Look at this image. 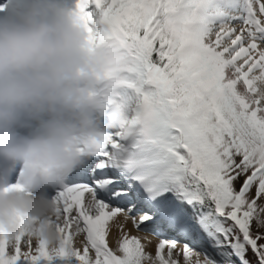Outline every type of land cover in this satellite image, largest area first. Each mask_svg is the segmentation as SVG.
I'll use <instances>...</instances> for the list:
<instances>
[{"label": "snow or ice", "instance_id": "obj_1", "mask_svg": "<svg viewBox=\"0 0 264 264\" xmlns=\"http://www.w3.org/2000/svg\"><path fill=\"white\" fill-rule=\"evenodd\" d=\"M77 9L110 58L99 94L121 119L55 188L61 245L0 236V264H264V0ZM118 217L145 242L121 223L110 246Z\"/></svg>", "mask_w": 264, "mask_h": 264}, {"label": "clouds", "instance_id": "obj_2", "mask_svg": "<svg viewBox=\"0 0 264 264\" xmlns=\"http://www.w3.org/2000/svg\"><path fill=\"white\" fill-rule=\"evenodd\" d=\"M110 58L62 0L0 5V236L21 233L55 249V188L121 119L106 104Z\"/></svg>", "mask_w": 264, "mask_h": 264}, {"label": "bare ground", "instance_id": "obj_3", "mask_svg": "<svg viewBox=\"0 0 264 264\" xmlns=\"http://www.w3.org/2000/svg\"><path fill=\"white\" fill-rule=\"evenodd\" d=\"M78 0H62V5L66 10H74L76 5L78 4ZM123 223L124 224V231H126L129 235H135V236H139L142 238V242L143 241V237L144 235V231L142 230H137L135 229L132 224L131 221H127L126 223L123 221V217H118L117 220L115 222H113V225L110 227V234H109V243L110 246L113 245V240L115 239V237H118V232L117 230H120L118 225ZM149 239L151 240V244H147L146 246V251L151 252L153 255L155 253V245L158 243V237L155 235H151L149 236ZM180 246H182L180 244ZM23 250V247H22Z\"/></svg>", "mask_w": 264, "mask_h": 264}, {"label": "rangeland", "instance_id": "obj_4", "mask_svg": "<svg viewBox=\"0 0 264 264\" xmlns=\"http://www.w3.org/2000/svg\"><path fill=\"white\" fill-rule=\"evenodd\" d=\"M79 1V0H78ZM7 3V0H0V5H4V4H6ZM77 6V5H76ZM76 8V7H75ZM75 10V9H74ZM241 183V181L240 180H238L237 181V187H239V184ZM253 191H254V189H253ZM253 230L254 231H257V229H256V227H255V224L253 225ZM117 232H118V236H119V234H120V230H117ZM144 233V235H146V233L145 232H143ZM118 237H115V239L113 240L114 242H113V245H112V247H115L116 246V239H117ZM179 241H180V244L182 245L183 243H185V242H188V243H190V247H193L196 251H201V248H200V246L199 245H197V244H192L191 242H189V241H186L183 237H178L177 238ZM248 256H249V258L250 259H252L253 258V254L251 253V252H249L248 253ZM174 257H175V251H174ZM175 258H177L178 260H179V264H183V255H182V253L179 255V257H175Z\"/></svg>", "mask_w": 264, "mask_h": 264}]
</instances>
